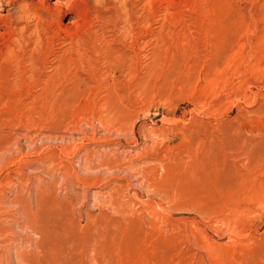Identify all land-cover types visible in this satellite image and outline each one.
Instances as JSON below:
<instances>
[{
	"label": "rangeland",
	"instance_id": "obj_1",
	"mask_svg": "<svg viewBox=\"0 0 264 264\" xmlns=\"http://www.w3.org/2000/svg\"><path fill=\"white\" fill-rule=\"evenodd\" d=\"M69 2L0 38V264H264V0H157L179 50L126 67L106 0H35Z\"/></svg>",
	"mask_w": 264,
	"mask_h": 264
},
{
	"label": "bare ground",
	"instance_id": "obj_2",
	"mask_svg": "<svg viewBox=\"0 0 264 264\" xmlns=\"http://www.w3.org/2000/svg\"><path fill=\"white\" fill-rule=\"evenodd\" d=\"M119 2H121L120 8H116L113 5V0H106L105 2L107 5L104 11L106 22L117 39L120 37L126 39L125 50L121 53L113 50L111 45H108L107 50H105L106 60L111 66L126 67L141 63L140 55L146 50V46L150 44L144 42L148 37L154 39L150 46L153 47V54L156 58L161 52L170 53L173 52L174 48L178 49V36L173 30V26L168 24L171 19L169 8L158 6L157 0H119ZM6 7L9 8L7 9ZM74 8L71 2L52 7L37 6L35 0H0V11L6 12L4 16H0V28L5 31V33L0 35V38L15 36L17 37L15 42L20 44L27 37L29 39L27 45H33L34 49L36 48L40 52L44 46L52 44L50 38H48V33L53 32L56 34V30L61 27V20L67 15H73ZM31 23H35L36 31L26 36L33 26ZM156 24L160 26L157 27ZM54 39V37H51L52 42ZM184 50L187 51L186 48L183 49V52H185ZM56 58L54 65L56 66L57 79L53 83H59V86L65 79H68L70 74L67 70L69 67L82 65L86 60L84 55H79L66 61L61 57L57 60ZM154 62L157 61L155 60ZM84 168L88 172L93 170L87 163Z\"/></svg>",
	"mask_w": 264,
	"mask_h": 264
}]
</instances>
